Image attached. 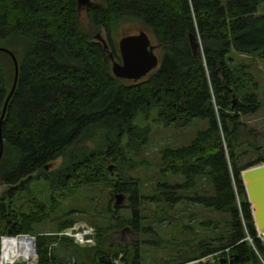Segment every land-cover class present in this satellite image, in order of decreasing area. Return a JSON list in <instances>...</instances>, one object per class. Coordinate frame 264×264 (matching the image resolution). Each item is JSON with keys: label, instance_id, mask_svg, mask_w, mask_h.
<instances>
[{"label": "trees", "instance_id": "16d2710c", "mask_svg": "<svg viewBox=\"0 0 264 264\" xmlns=\"http://www.w3.org/2000/svg\"><path fill=\"white\" fill-rule=\"evenodd\" d=\"M262 1L95 0L86 10L90 28L85 29L77 0H0V47L12 51L18 64L1 124L0 236L8 230L34 232L44 218L43 204L30 202L27 211L16 206V197L37 175L65 192L81 185L109 187L111 196L120 192L127 212L111 205V198L107 207L114 222L108 227L116 230L128 226L143 234L154 231L142 224L145 200L165 213L190 201L224 215L225 228L215 238H194L193 246L186 242L193 251L183 250L179 258L163 264H206L200 259L215 253L219 258L213 264H264V241L241 180L243 169L264 161L258 154L241 164L243 144L258 149L248 140L253 130L241 120L259 109L258 87L231 55L264 56V14H256ZM129 20L141 22L161 51L158 67L137 81L115 77L107 52L94 39L101 28L110 33L117 23ZM13 78L12 58L0 50V116ZM150 115L175 129L187 128L196 119L207 125L189 143L159 150L156 192L147 196L141 193L139 178L127 170L135 166L131 155L145 148L150 136L149 126L135 121ZM59 157L63 163L47 170ZM200 181L208 184L203 190ZM73 223L64 220L58 231ZM218 223L208 218L198 225L214 232ZM108 235L95 225L94 245H80L68 237L39 234L37 264H115L113 259L143 264L141 242L113 243ZM56 240L73 246L75 262L57 257L52 246ZM100 254L114 258L101 263Z\"/></svg>", "mask_w": 264, "mask_h": 264}, {"label": "rangeland", "instance_id": "374dc122", "mask_svg": "<svg viewBox=\"0 0 264 264\" xmlns=\"http://www.w3.org/2000/svg\"><path fill=\"white\" fill-rule=\"evenodd\" d=\"M256 14H264V0L258 5ZM80 17L82 26L85 29L90 28L84 7L80 8ZM140 30H144L149 35L151 42L154 45L156 44L155 37L137 20L119 22L110 33H107L104 28H101L97 33H100L101 37L108 43L110 52H113L111 47V44H113L114 49L119 53V39L124 35L134 34ZM94 39L98 40L96 37ZM160 52L159 47L155 48L157 55ZM231 55L234 59V64H242L245 70L250 72L254 81L257 82V95L260 100V107L256 112L241 116V120L246 123L248 128L253 130L251 131L252 133L250 132L252 138L248 139L245 137V139H248L249 142L254 143L258 147L256 150L255 147L253 149L250 146L244 147V144L242 145L240 148L242 151L241 164H244L249 160L255 159L258 154L264 156V56L241 55L235 52ZM135 122L142 127L149 126L150 136L146 147L137 155H131L133 156L132 159L135 166L128 169L127 174L138 177L142 184L141 193L150 196L156 192L154 191V185L156 184L158 175L154 165L159 162V150L166 145L179 146L189 143L195 133L207 125V121L196 119L189 127L184 129H175L172 125L164 126L162 123L156 121L153 115H150L148 118L140 117ZM245 132L244 130L243 135H245ZM62 163L63 158L59 157L49 162L46 169L52 170L58 168ZM108 171L110 176L113 175L112 166L108 167ZM199 186L200 190H203L208 184L205 181H200ZM2 190V187H0V192ZM109 190V187H103L102 185L87 187L81 185L71 187L65 192L61 189L52 188L47 181L34 175L27 183L25 189L16 197V206L22 211H27L31 208L30 202H33L32 206H34V203L45 206L43 212L44 218L40 223L35 225L34 232L31 233L45 234V236L53 235L57 236L58 239L68 237L76 244L75 237L64 235L65 230L82 226L94 233V227L98 225L102 234H109L107 241L128 245L141 242L139 249L143 264H163L164 260H175L179 258L180 252L182 253L183 250L185 252L189 248L192 250V247H188V244L190 242L189 246H193L194 238L197 241L203 240L206 237L215 238V235L222 232L225 228L223 222L224 215L216 213L211 209H203L196 203L190 201L182 202L175 208L168 209V212L165 213L161 207L155 205L150 200H145L142 204L144 214L142 224L151 226L155 232L151 230L146 234L138 233L128 226L117 230L112 229L108 227L114 224L109 218V213H107L108 201L111 198V205L118 206L121 209L126 207L128 202L126 197L121 195L120 192H113L111 196ZM171 218L173 219L171 220ZM208 218L219 220L218 227L214 232L212 229L203 228L198 225L200 221ZM67 219L73 220V225L58 231V225ZM170 223L177 224V227L173 228V225ZM189 225L194 229L186 228ZM257 234L260 236L258 231ZM159 239H161L160 242H157ZM213 243L216 244L217 240H213ZM67 245L61 244L57 240L52 244L56 251H58V258L60 257V259L73 263L77 260L76 254L74 253L73 246L71 244ZM131 250L129 249L128 251L131 252ZM107 257L114 258L112 254ZM113 262L121 264V260L119 259H113Z\"/></svg>", "mask_w": 264, "mask_h": 264}, {"label": "water", "instance_id": "95a60500", "mask_svg": "<svg viewBox=\"0 0 264 264\" xmlns=\"http://www.w3.org/2000/svg\"><path fill=\"white\" fill-rule=\"evenodd\" d=\"M88 0H77V2L85 3ZM95 37L102 43L104 49L107 48V42L97 33ZM195 48L196 45L193 44ZM156 45L151 42L149 35L140 30L134 34L122 36L118 41V50L120 60L117 61L112 56V53L107 50L108 57L111 61L112 74L120 79L137 81L156 69L159 64V56L155 53ZM1 51L7 52L14 64V78L10 91L4 101L1 116H0V160L3 153V139L1 135V124L6 113L7 103L15 89L18 64L17 59L12 51L5 47H0ZM226 89H228L226 87ZM235 102V99H233ZM47 167V166H46ZM241 180L245 189L247 201L251 204V214L256 231L261 234L264 241V162L251 165L241 171ZM1 185H3L1 183ZM86 227H72L71 234L76 235L82 233L83 239H93L92 233L84 232ZM11 234V230L7 231ZM98 261L101 263H110V258L100 256ZM222 258L220 262H224ZM206 264H212L210 261Z\"/></svg>", "mask_w": 264, "mask_h": 264}, {"label": "built area", "instance_id": "2783aa9c", "mask_svg": "<svg viewBox=\"0 0 264 264\" xmlns=\"http://www.w3.org/2000/svg\"><path fill=\"white\" fill-rule=\"evenodd\" d=\"M84 232L92 233L86 228ZM93 234V233H92ZM39 233H6L0 236V264H37L36 242ZM64 235L75 237L76 243L80 245L93 244V239H83L82 233L71 234V228L64 231ZM250 240V239H249ZM227 251V249L225 250ZM202 257L203 262H214L215 256ZM219 258V255H217Z\"/></svg>", "mask_w": 264, "mask_h": 264}, {"label": "flooded vegetation", "instance_id": "af4514ba", "mask_svg": "<svg viewBox=\"0 0 264 264\" xmlns=\"http://www.w3.org/2000/svg\"><path fill=\"white\" fill-rule=\"evenodd\" d=\"M94 1H95V0H88V1L85 2V3H80V2H78V8L80 9L81 7H82V8L84 7V8L87 10L88 6H89L90 4H92V3H94ZM103 48H104V47H103ZM107 50L109 51L108 46H107V48L105 49V51L107 52Z\"/></svg>", "mask_w": 264, "mask_h": 264}, {"label": "bare ground", "instance_id": "6f19581e", "mask_svg": "<svg viewBox=\"0 0 264 264\" xmlns=\"http://www.w3.org/2000/svg\"><path fill=\"white\" fill-rule=\"evenodd\" d=\"M77 234H78V233H77ZM260 237H261V234H260ZM261 238H262V237H261ZM100 256H104V255H100ZM100 256H99V257H100ZM99 257H98V258H99ZM104 257H105V256H104ZM110 259H111V258H110Z\"/></svg>", "mask_w": 264, "mask_h": 264}]
</instances>
